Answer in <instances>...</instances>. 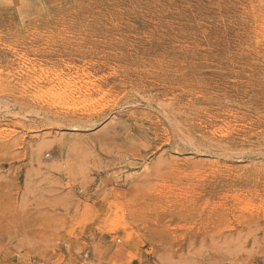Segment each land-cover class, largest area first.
Wrapping results in <instances>:
<instances>
[{"label":"rangeland","instance_id":"1","mask_svg":"<svg viewBox=\"0 0 264 264\" xmlns=\"http://www.w3.org/2000/svg\"><path fill=\"white\" fill-rule=\"evenodd\" d=\"M0 264H264V0H0Z\"/></svg>","mask_w":264,"mask_h":264},{"label":"bare ground","instance_id":"2","mask_svg":"<svg viewBox=\"0 0 264 264\" xmlns=\"http://www.w3.org/2000/svg\"><path fill=\"white\" fill-rule=\"evenodd\" d=\"M251 8V7H250ZM148 9V8H147ZM183 16V15H182ZM258 25V24H257ZM263 39V38H261ZM131 45V44H130ZM189 45V44H188ZM70 62V61H69ZM58 63V62H57ZM59 64V63H58ZM69 64V63H68ZM255 64V63H254ZM75 66V65H74ZM73 66V67H74ZM71 66V68H73ZM69 68V66H68ZM84 68V67H83ZM82 68V69H83ZM70 69V68H69ZM76 69V68H75ZM78 70V69H77ZM43 71V70H42ZM41 71V72H42ZM61 71V70H60ZM63 71V70H62ZM29 73H26L27 75H34L35 73L34 72V69L30 68L28 70ZM40 72V73H41ZM38 73V72H37ZM36 73V74H37ZM24 74V75H26ZM52 74V73H51ZM40 75L42 76H39V79L40 81H43V82H46L48 84H53L55 86H53V94H52V97H58L60 95H62L64 92H68V91H71L70 93H74L73 96H77V98H81L82 97V101L83 103H90L92 102L95 94H100L101 93V98L105 97V93H104V90L102 91L101 89L103 88H98L96 85H94V83L90 82V83H84V85L82 87H77L79 85V82H82L83 80H85V78H90V75L87 74V73H79V71H75L74 73L70 74H57L55 73L54 75H52L55 79H49V75L48 73L44 72V73H41ZM35 76V75H34ZM37 77V76H36ZM27 78V76H26ZM34 80V79H33ZM96 81V80H95ZM83 84V83H82ZM105 83H102L101 85H103ZM90 88H87L86 86H88ZM100 87V86H99ZM57 88V89H56ZM73 89V90H71ZM24 90V89H23ZM78 99V100H79ZM81 101V100H80ZM96 101V100H95ZM74 103V102H73ZM94 103V102H93ZM99 103V102H98ZM91 104V103H90ZM96 104V103H95ZM101 104V103H100ZM57 105V104H56ZM92 105V104H91ZM76 106V105H75ZM100 106V105H99ZM25 107V106H24ZM88 107V106H86ZM80 108V107H78ZM93 108V106L91 107ZM85 109V108H84ZM100 109V108H99ZM93 110V109H92ZM94 111V110H93ZM92 112V111H91ZM95 112V111H94ZM95 114V113H94ZM97 114V113H96ZM63 115V114H61ZM58 117V116H57ZM60 117V116H59ZM63 118V117H62ZM61 118V119H62ZM64 119V118H63ZM74 121V120H73ZM77 121V120H76ZM51 137V136H50ZM55 137V136H54ZM211 143V142H210ZM193 168V167H192ZM166 203V202H165ZM127 210V209H126ZM130 212V211H129ZM3 215V214H2ZM117 215V214H116ZM117 217V216H116ZM120 220H122L120 218ZM117 221V220H116ZM165 228V227H164ZM130 235V234H129ZM166 239V238H165ZM126 240H130V237L129 238H126ZM101 263V262H100Z\"/></svg>","mask_w":264,"mask_h":264}]
</instances>
